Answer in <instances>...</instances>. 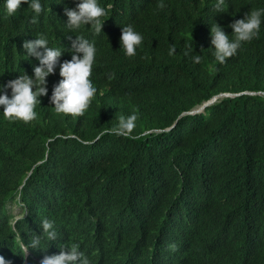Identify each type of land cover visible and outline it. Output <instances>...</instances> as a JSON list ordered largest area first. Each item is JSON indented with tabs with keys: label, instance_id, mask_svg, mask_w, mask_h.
Segmentation results:
<instances>
[{
	"label": "trees",
	"instance_id": "16d2710c",
	"mask_svg": "<svg viewBox=\"0 0 264 264\" xmlns=\"http://www.w3.org/2000/svg\"><path fill=\"white\" fill-rule=\"evenodd\" d=\"M41 2L35 24L26 4L9 16L0 2V84L29 70L21 45L37 33L62 50L66 35H84L97 48V93L83 115L57 113L48 99L54 72L35 120L0 114V256L21 259L16 232L30 241L49 218L61 240L46 251L77 242L90 264H264V96L223 97L182 114L222 93H264V24L224 63L209 32L214 21L231 35L228 25L264 0H227L222 13L216 0H163V8L98 0L107 10L99 34H67L63 9L73 0ZM126 24L143 36L133 57L119 48ZM192 43L198 63L185 55ZM132 113L135 126L113 134ZM11 202L27 207L23 219L7 211Z\"/></svg>",
	"mask_w": 264,
	"mask_h": 264
},
{
	"label": "clouds",
	"instance_id": "9594fccd",
	"mask_svg": "<svg viewBox=\"0 0 264 264\" xmlns=\"http://www.w3.org/2000/svg\"><path fill=\"white\" fill-rule=\"evenodd\" d=\"M0 2H2L9 16L15 14L21 4H26L32 11L29 21L32 24L37 23L43 11L41 0H0ZM73 2L75 7L63 9L64 15L67 17L63 24L68 30L67 34H73V30L83 27H90L96 34L101 33L105 21L102 18L107 15L106 7L101 6L98 0H73ZM158 3L159 7H164L163 0H158ZM227 8V0H216L214 4L215 13L226 12ZM262 24H264V7L250 8L242 18L231 22L228 25L231 29V35L226 34L222 26L212 21L209 28L210 48L213 50L215 60L224 63L227 58L235 56L242 43L257 37ZM66 39L69 40L70 47L63 48V50L60 46H50L49 39L43 33H37L33 39L22 43L21 47L24 50L21 49V52L26 59L31 61L30 68L26 73L22 71V74H19L17 78L0 84V114L5 119L26 123L35 120L37 118L35 109L37 105H40V97L48 93L46 78L54 72L59 80L52 86L51 95L48 97L52 108L57 113L71 116H81L88 109L97 93V88L90 79L97 48L95 43L84 35H66ZM142 41V34L132 24L121 27L119 48H123L125 56H135ZM65 50L70 53L71 58L61 62L60 57ZM168 51L169 55H172L176 49L174 46H170ZM189 54H191L193 62L198 63L200 61V54L193 51V43L185 52L186 56ZM240 94L264 96L262 92L222 93L200 105L199 108L202 109L199 111H204L207 106L218 99L235 97ZM182 114L199 113L192 110ZM136 118L135 113L119 117L117 125L111 131L116 135L125 134L126 130L135 126ZM22 212L20 219H23L28 213L27 207ZM38 227L40 234L32 233L30 241L27 242L21 239L20 232L17 231L15 238L19 241L23 251L22 258L6 263L4 257L0 256V264H90L88 255L80 249L77 242H73L70 246L66 243H57L59 252L56 254L48 253L46 249L49 242L61 240L55 221L43 218ZM42 239L47 240L46 248L41 247Z\"/></svg>",
	"mask_w": 264,
	"mask_h": 264
},
{
	"label": "rangeland",
	"instance_id": "374dc122",
	"mask_svg": "<svg viewBox=\"0 0 264 264\" xmlns=\"http://www.w3.org/2000/svg\"><path fill=\"white\" fill-rule=\"evenodd\" d=\"M198 109H199V107L195 108L194 112H197V113H203L204 112V111H199ZM7 210H8V212H10L14 216H21L23 214L21 208L15 202L10 203L7 207Z\"/></svg>",
	"mask_w": 264,
	"mask_h": 264
},
{
	"label": "bare ground",
	"instance_id": "6f19581e",
	"mask_svg": "<svg viewBox=\"0 0 264 264\" xmlns=\"http://www.w3.org/2000/svg\"><path fill=\"white\" fill-rule=\"evenodd\" d=\"M127 3V2H126ZM202 108H199L198 110H201ZM197 183V182H196ZM199 183V182H198ZM8 206V205H7Z\"/></svg>",
	"mask_w": 264,
	"mask_h": 264
}]
</instances>
